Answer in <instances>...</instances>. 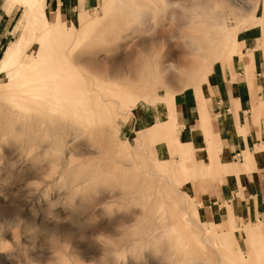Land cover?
<instances>
[{
	"label": "rangeland",
	"instance_id": "374dc122",
	"mask_svg": "<svg viewBox=\"0 0 264 264\" xmlns=\"http://www.w3.org/2000/svg\"><path fill=\"white\" fill-rule=\"evenodd\" d=\"M68 3L0 0V264H264V213L230 188L258 168L219 159L214 111L260 83L264 0ZM210 144L243 172L200 174Z\"/></svg>",
	"mask_w": 264,
	"mask_h": 264
},
{
	"label": "crops",
	"instance_id": "0c3cea01",
	"mask_svg": "<svg viewBox=\"0 0 264 264\" xmlns=\"http://www.w3.org/2000/svg\"><path fill=\"white\" fill-rule=\"evenodd\" d=\"M35 7L34 10L37 9L39 13L44 14V0H34ZM59 1V2H58ZM69 0H51V3H55L56 5L59 3L60 5L67 7ZM71 7H75L74 5ZM75 10V8H74ZM37 12V13H38ZM1 17H0V44L7 40L6 32H2L1 30ZM252 46H254V42H252ZM10 47H8L5 51H7ZM4 51V52H5ZM258 58V72H253L252 75L256 80H260V83L253 84L252 86L246 85V83H238L236 86L238 89H233L228 84L218 92L215 100H214V111L215 116L219 118L217 127H218V141L219 145L222 148V152L219 155V159L225 161L233 160L237 162H243L242 153L245 149L247 151L244 152V171L251 169L256 165L258 168V172L250 174L249 177H245L244 181H242L243 185L238 187L236 182H232L230 188L232 193L241 194L245 201H251V204L256 202L259 205V212L261 214L264 213V150L259 151L254 157L253 153V145L260 146V139L258 135L256 136L255 132H248L246 134L247 147L244 146V138L238 137L236 135V128L239 126V116L244 119H248V126H251V118H252V109L255 107V112L260 113L264 111V59L262 58V54H257ZM243 69H241L238 73L241 77H246V74H243ZM248 77V76H247ZM251 77V76H250ZM248 77V81H253ZM245 81V80H244ZM243 81V82H244ZM261 99V100H260ZM257 100H260L257 103ZM257 103V105H256ZM203 104L199 105V124L204 128H211V120L210 115L205 111ZM168 117L174 120L175 125L178 127V123L176 120V112L170 108L168 113ZM185 122V121H184ZM173 124V123H172ZM171 124V126H172ZM185 124V123H184ZM260 127L264 125V119L261 117L259 121ZM156 125V124H155ZM153 125V126H155ZM174 130V128H172ZM176 137V136H174ZM177 138V137H176ZM197 139V132H192L181 144L185 146L191 152L194 151L195 142ZM206 159L209 160V165L207 166H198L197 170L200 174L206 172L210 175H236L239 176L243 170L239 169L237 166H233V164L224 165L218 161V159L214 155V147L213 145H209V149L206 151ZM232 165V166H231ZM230 194L225 195L224 197H228ZM247 205V204H246ZM257 207V206H256Z\"/></svg>",
	"mask_w": 264,
	"mask_h": 264
},
{
	"label": "bare ground",
	"instance_id": "6f19581e",
	"mask_svg": "<svg viewBox=\"0 0 264 264\" xmlns=\"http://www.w3.org/2000/svg\"><path fill=\"white\" fill-rule=\"evenodd\" d=\"M24 64V63H23ZM30 65H28L27 67H29ZM30 68V67H29ZM65 68V67H64ZM65 72V71H64ZM22 73V77H26V76H28V72L25 70V71H22L21 72ZM66 73V72H65ZM176 152V151H175ZM171 206V205H170Z\"/></svg>",
	"mask_w": 264,
	"mask_h": 264
},
{
	"label": "snow or ice",
	"instance_id": "6c2138e0",
	"mask_svg": "<svg viewBox=\"0 0 264 264\" xmlns=\"http://www.w3.org/2000/svg\"><path fill=\"white\" fill-rule=\"evenodd\" d=\"M25 6H27V5H25ZM0 71H2V69H0Z\"/></svg>",
	"mask_w": 264,
	"mask_h": 264
},
{
	"label": "clouds",
	"instance_id": "9594fccd",
	"mask_svg": "<svg viewBox=\"0 0 264 264\" xmlns=\"http://www.w3.org/2000/svg\"><path fill=\"white\" fill-rule=\"evenodd\" d=\"M6 247V246H5Z\"/></svg>",
	"mask_w": 264,
	"mask_h": 264
}]
</instances>
